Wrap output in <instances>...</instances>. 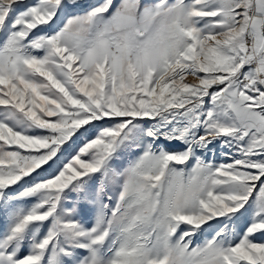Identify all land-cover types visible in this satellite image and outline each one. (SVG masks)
<instances>
[{
	"label": "snow or ice",
	"instance_id": "obj_1",
	"mask_svg": "<svg viewBox=\"0 0 264 264\" xmlns=\"http://www.w3.org/2000/svg\"><path fill=\"white\" fill-rule=\"evenodd\" d=\"M0 264H264V0H0Z\"/></svg>",
	"mask_w": 264,
	"mask_h": 264
},
{
	"label": "rangeland",
	"instance_id": "obj_2",
	"mask_svg": "<svg viewBox=\"0 0 264 264\" xmlns=\"http://www.w3.org/2000/svg\"><path fill=\"white\" fill-rule=\"evenodd\" d=\"M81 2L83 4H85V5H87L88 3L92 2V0H81ZM214 151H215V154H216L215 155L216 162L217 163L221 162L223 158L221 157L219 147L217 146L214 149ZM206 158L209 159V160H211L213 158L212 153L211 152L210 153H207L206 154ZM121 163L124 164V165H126L127 161L126 160H122ZM89 222H90V217H89ZM202 240H203V237H197V243L202 242Z\"/></svg>",
	"mask_w": 264,
	"mask_h": 264
}]
</instances>
